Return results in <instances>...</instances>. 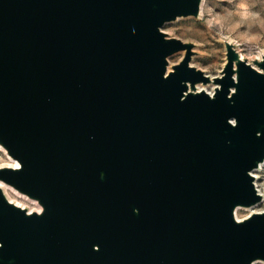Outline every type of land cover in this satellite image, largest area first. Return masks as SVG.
I'll list each match as a JSON object with an SVG mask.
<instances>
[{
    "label": "water",
    "instance_id": "obj_1",
    "mask_svg": "<svg viewBox=\"0 0 264 264\" xmlns=\"http://www.w3.org/2000/svg\"><path fill=\"white\" fill-rule=\"evenodd\" d=\"M202 3L0 0V264L264 263V54L191 65Z\"/></svg>",
    "mask_w": 264,
    "mask_h": 264
},
{
    "label": "rangeland",
    "instance_id": "obj_2",
    "mask_svg": "<svg viewBox=\"0 0 264 264\" xmlns=\"http://www.w3.org/2000/svg\"><path fill=\"white\" fill-rule=\"evenodd\" d=\"M162 30L183 41L195 43L197 52L191 65L204 70L210 75H217L225 60L223 39L237 45L240 56L254 58L264 54V0H203L201 15L198 19L187 17L165 23ZM182 52L169 58L171 64L176 63ZM211 89V85L205 87ZM5 161L6 157L2 156ZM6 161H8L6 159ZM253 174L256 185L264 189V164ZM5 192L11 200L28 208L34 205L9 189ZM263 204L252 209H237L238 218L245 217L251 210H261ZM254 264H264L257 261Z\"/></svg>",
    "mask_w": 264,
    "mask_h": 264
},
{
    "label": "bare ground",
    "instance_id": "obj_3",
    "mask_svg": "<svg viewBox=\"0 0 264 264\" xmlns=\"http://www.w3.org/2000/svg\"><path fill=\"white\" fill-rule=\"evenodd\" d=\"M3 151V150H2ZM3 153H4V156L6 157V159L8 160V161H6V159H5V161L2 159V161L0 162V164H5V165H15V162L12 160V159H10L6 154H5V152L3 151ZM5 187V186H4ZM5 189H9V188H4V190ZM12 193H14V194H16L13 190H11V189H9ZM16 195H18V194H16ZM21 198H24V197H22V196H20ZM11 199V198H10ZM25 199V198H24ZM30 202V201H29ZM17 204H19V205H21L20 203H18V202H16ZM34 206L32 207H30L29 209H36V210H38L39 209V207L34 203V202H31ZM22 206V205H21ZM236 217L238 218V215H237V213H236Z\"/></svg>",
    "mask_w": 264,
    "mask_h": 264
},
{
    "label": "built area",
    "instance_id": "obj_4",
    "mask_svg": "<svg viewBox=\"0 0 264 264\" xmlns=\"http://www.w3.org/2000/svg\"><path fill=\"white\" fill-rule=\"evenodd\" d=\"M3 151L0 150V162L2 161Z\"/></svg>",
    "mask_w": 264,
    "mask_h": 264
}]
</instances>
